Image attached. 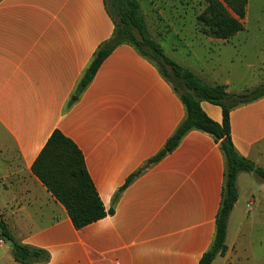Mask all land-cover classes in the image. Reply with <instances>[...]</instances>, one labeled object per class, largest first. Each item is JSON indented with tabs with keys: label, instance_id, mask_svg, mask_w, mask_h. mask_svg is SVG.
I'll return each instance as SVG.
<instances>
[{
	"label": "crops",
	"instance_id": "crops-1",
	"mask_svg": "<svg viewBox=\"0 0 264 264\" xmlns=\"http://www.w3.org/2000/svg\"><path fill=\"white\" fill-rule=\"evenodd\" d=\"M243 24L229 40L196 29L182 35L188 61L177 64L233 94L264 85L255 73L252 86L232 88L244 77L235 60L256 54L258 65L264 62V0H249ZM114 32L105 0H0V220L17 242L47 251V264H199L212 245L221 205L220 143L194 130L149 164L186 109L159 68L131 45L116 47L73 100ZM171 33L181 37V31ZM152 38L164 51L163 40ZM201 107L222 124L221 107ZM230 126L239 155L264 169V97L233 109ZM55 131L78 147L103 205L113 210L80 230L33 173ZM237 188L227 252L212 264H264L263 243L254 239L264 230V182L241 173ZM0 264H19L1 229Z\"/></svg>",
	"mask_w": 264,
	"mask_h": 264
},
{
	"label": "trees",
	"instance_id": "trees-1",
	"mask_svg": "<svg viewBox=\"0 0 264 264\" xmlns=\"http://www.w3.org/2000/svg\"><path fill=\"white\" fill-rule=\"evenodd\" d=\"M201 2L205 4V9L196 17V30L202 35L216 40H229L244 30L243 22L249 0H201ZM111 3V9L107 7V10L114 21L115 32L95 54L77 87L73 100L87 88L103 61L120 45L135 47L142 56L159 68L165 79L179 94L186 109V117L167 141L163 151L149 164L157 163L174 151L183 137L194 130L212 135L220 143L224 156V186L216 218V232L210 249L199 263L212 264L217 257H223L227 252L228 221L239 197L237 188L239 174L254 173L264 182V169L257 167L236 151L231 139L230 126L231 111L263 98L264 85L245 90L241 94H233L228 92L227 86L205 84L191 71L184 69L165 55L160 44L152 38L136 0H112ZM167 68L172 71V78L169 77ZM202 102L222 108V124L215 123L205 114L201 107ZM32 169L35 176L66 208L76 229L80 230L113 213V210L108 212L103 205L87 172L82 153L60 131L52 134ZM131 181L132 179L127 184ZM0 229L2 237L11 242L13 257L17 263L47 264L49 262L50 255L47 251L17 242L2 220H0Z\"/></svg>",
	"mask_w": 264,
	"mask_h": 264
},
{
	"label": "rangeland",
	"instance_id": "rangeland-1",
	"mask_svg": "<svg viewBox=\"0 0 264 264\" xmlns=\"http://www.w3.org/2000/svg\"><path fill=\"white\" fill-rule=\"evenodd\" d=\"M105 1L107 7L111 9L112 0ZM136 1L140 5L142 16L144 17L151 36L158 40H163L165 55L176 63L188 61L189 50L182 47L180 48L181 41L185 39L182 35H188L193 29H196V17L205 9V4L202 3L201 0ZM250 14L251 17L255 14L252 5ZM172 31H181V37L176 38L171 33ZM255 55L256 54H249L243 59L235 60L240 69V74H243L244 77L242 78V81L234 83L232 87L234 90L245 88L244 86L246 85L248 87L252 86L251 82H256V79L253 76L255 73L260 75L262 79L264 78V62L263 64L258 65L259 62L256 60ZM224 63V65H226L224 67H229V63L226 59L224 60ZM250 66H255L256 69L254 70L250 68ZM167 73L169 77H173L172 71L169 68H167ZM249 88L255 89L256 87ZM254 239L263 243L259 246V249L264 250V230H259L255 233Z\"/></svg>",
	"mask_w": 264,
	"mask_h": 264
}]
</instances>
